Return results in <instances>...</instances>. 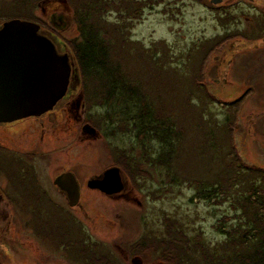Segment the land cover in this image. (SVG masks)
I'll list each match as a JSON object with an SVG mask.
<instances>
[{
	"label": "rangeland",
	"instance_id": "1",
	"mask_svg": "<svg viewBox=\"0 0 264 264\" xmlns=\"http://www.w3.org/2000/svg\"><path fill=\"white\" fill-rule=\"evenodd\" d=\"M256 4L264 10V0H222L217 4L212 0H163L147 8L140 18L128 20L126 44L122 38L117 43L118 49L131 47L133 56L126 53L128 71H140L147 81L153 73L136 61V44L141 48L158 46L163 77L172 82L168 103L182 114L180 125L187 137L177 170L192 171L194 178H212L208 167L221 169V155L231 160L228 151L233 146L247 163L264 168V34L262 29L261 38H256L258 33L253 31L251 6ZM58 12L65 15L66 22L60 29L53 23ZM28 14L41 24V32L46 28L53 34L49 37L59 51L71 54L80 32L67 0H0V23L13 17L26 19ZM106 18V25L119 20L116 12H108ZM195 78L198 88H193ZM176 87L179 97L173 92ZM165 90L163 86V97L169 96ZM185 92L191 95L189 106L182 104ZM88 101L75 62L71 90L53 110L37 118L0 123L3 183L18 179L14 157L17 162L23 159L40 187L36 186V193L41 190L47 202L35 203L36 213L14 208L9 226L15 248L0 252V264H176L174 254L163 252L158 243L166 216L175 218L191 237L201 235L208 243L222 242L224 236L215 226L231 212L228 201L216 205L214 200L199 199L194 182L167 183L165 170L144 164L152 175L146 177L135 160L131 163V157L122 155V150L127 155L134 153L132 147L134 154H140L135 135H107L106 126L98 121L104 117V107L92 108ZM230 123L234 145L232 135L229 137ZM86 124L94 126L96 133L86 132ZM210 130L219 148L214 149L210 141L205 152L197 150ZM111 166L120 167L126 177L121 193L108 195L88 186L91 178L100 177ZM67 171L74 172L81 185V199L75 206L54 183ZM25 187L21 186L23 194L28 192ZM82 237L101 259L92 260L82 252Z\"/></svg>",
	"mask_w": 264,
	"mask_h": 264
},
{
	"label": "trees",
	"instance_id": "2",
	"mask_svg": "<svg viewBox=\"0 0 264 264\" xmlns=\"http://www.w3.org/2000/svg\"><path fill=\"white\" fill-rule=\"evenodd\" d=\"M67 1L74 9L80 32L72 43L71 57L81 73L88 102L92 108L96 105L104 107V117L98 121L106 126L107 135L132 132L141 146L139 155L134 154L133 147L134 153L129 151L130 155H127V151L122 150V155L131 157V163L135 160L146 177L152 175L144 164L156 171L160 168L165 170L167 183L194 182L198 185L195 197L199 199L214 200L216 205L228 201L231 212L222 216L215 226L224 236L222 242L208 243L201 235L191 237L175 218L166 216L165 229L158 242L163 252L173 253L176 264H264V168L247 163L237 151H233V146L232 151H228V157L233 156L231 160L221 155V169L208 167L212 178L203 175L194 178L192 171L177 170L182 162L187 137L185 127L180 125L179 116L182 114L168 103L171 101L168 88L172 82H167L163 77L162 54L157 45L141 48L136 44V61L146 65L153 73L147 81L140 71H128L129 55L133 56L131 47L126 46V51L125 47L118 49L117 43L121 38L122 44H126L129 30H125L127 21L140 18L138 16L143 15L147 8L152 9L163 0ZM108 12L117 13L119 20L115 24H105ZM28 18L35 20L33 14L26 15ZM212 54L213 49L208 59ZM195 79L193 88H198ZM163 86L169 96L163 97ZM177 89L174 88L173 92L179 97ZM182 100V104L189 106L191 95L185 92ZM95 126L100 127L96 123ZM232 131L230 123L229 137ZM204 139L197 150L203 149L205 152L206 147H210V141L214 149L219 148L213 130ZM66 242L70 245L71 240L68 238ZM80 242L82 252L86 251L90 259H101L96 249L87 245L83 237Z\"/></svg>",
	"mask_w": 264,
	"mask_h": 264
},
{
	"label": "water",
	"instance_id": "3",
	"mask_svg": "<svg viewBox=\"0 0 264 264\" xmlns=\"http://www.w3.org/2000/svg\"><path fill=\"white\" fill-rule=\"evenodd\" d=\"M72 70L71 54L59 51L37 22L21 18L5 21L0 28V123L53 110L68 92ZM84 130L96 133L91 124H86ZM54 183L68 195L71 206L78 204L81 185L74 172L61 173ZM126 185V177L118 166H111L100 177L88 181L89 187L108 195L121 193Z\"/></svg>",
	"mask_w": 264,
	"mask_h": 264
},
{
	"label": "flooded vegetation",
	"instance_id": "4",
	"mask_svg": "<svg viewBox=\"0 0 264 264\" xmlns=\"http://www.w3.org/2000/svg\"><path fill=\"white\" fill-rule=\"evenodd\" d=\"M249 1L251 3H255V0H249ZM215 4H217V3H215ZM259 6H260L259 4L251 6L254 9V12L252 14V19L254 20L253 21V31L258 33L256 38H261L260 37L261 36L260 31H262V29H263L262 33L264 34V10L259 8ZM0 17H2V16L0 15ZM64 17H65V15L63 13H60V12L53 15V23L55 24V28L60 29V28L65 27L66 22L64 21ZM13 18H20V17H13ZM13 18H9V19H13ZM51 18H52V16H51ZM9 19H2V21L0 23V28H2L4 22L9 20ZM42 33H45L46 35L53 37V34L50 33L49 30L46 28H45L44 32H42ZM72 61H73V59H72ZM73 68H74V61H73ZM72 77H73V70H72L71 81H70L68 92H70V90H71ZM68 92H67L66 96L64 97V99L67 97ZM43 115H41V116H43ZM41 116H30V117L37 118V117H41ZM30 117H26V118H30ZM20 120H22V119L15 120L13 122H8L6 124L15 123V122L20 121ZM14 160H15V163L18 165V173H19L18 179L15 180L16 182L13 179L8 180L5 178L6 184H4L2 181V178L4 177V175L2 174V171L0 170V252L6 251L7 249L15 248V245H14L15 243L13 241V238L10 237L11 232H10V226H9V222H10L9 219L11 218V216H13L12 211L14 210V208L16 209L18 206V207H22V209L25 211H28L30 209V211H29L30 213H36V210L34 207L35 203H43V202L47 203V202H45L46 197L42 194L41 190H40L41 194L36 193L37 191L35 189H37L38 184L34 180L35 178L33 176H31L29 166L23 161V159H21V160L18 159V162H17V159L14 157ZM31 173H33V172H31ZM18 181L23 182V185L20 184ZM32 181H34V182H32ZM21 186H26L25 188H27V186H28L29 187L28 192L23 194L22 190H24V188L21 190ZM38 188H40V187H38ZM59 190L64 194V197L69 202L68 195L64 191H62L60 188H59ZM80 199H81V196H80ZM8 202L13 203V206L11 208L8 206ZM79 202H78V204H79ZM16 211L18 212L17 209H16ZM3 225H5V226L2 228Z\"/></svg>",
	"mask_w": 264,
	"mask_h": 264
}]
</instances>
